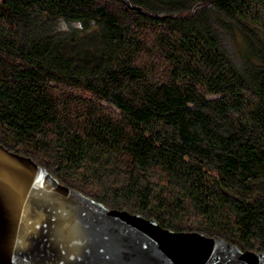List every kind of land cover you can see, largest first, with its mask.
<instances>
[{
  "label": "trees",
  "instance_id": "16d2710c",
  "mask_svg": "<svg viewBox=\"0 0 264 264\" xmlns=\"http://www.w3.org/2000/svg\"><path fill=\"white\" fill-rule=\"evenodd\" d=\"M0 145L264 254V0H0Z\"/></svg>",
  "mask_w": 264,
  "mask_h": 264
},
{
  "label": "water",
  "instance_id": "95a60500",
  "mask_svg": "<svg viewBox=\"0 0 264 264\" xmlns=\"http://www.w3.org/2000/svg\"><path fill=\"white\" fill-rule=\"evenodd\" d=\"M0 264H264V254L109 209L0 145Z\"/></svg>",
  "mask_w": 264,
  "mask_h": 264
},
{
  "label": "rangeland",
  "instance_id": "374dc122",
  "mask_svg": "<svg viewBox=\"0 0 264 264\" xmlns=\"http://www.w3.org/2000/svg\"><path fill=\"white\" fill-rule=\"evenodd\" d=\"M247 48L246 46H243V49Z\"/></svg>",
  "mask_w": 264,
  "mask_h": 264
}]
</instances>
